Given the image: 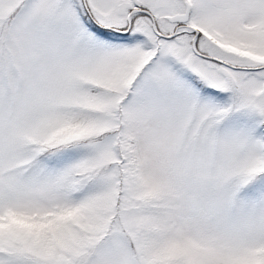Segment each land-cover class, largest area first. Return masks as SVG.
Instances as JSON below:
<instances>
[{
    "label": "snow or ice",
    "instance_id": "obj_1",
    "mask_svg": "<svg viewBox=\"0 0 264 264\" xmlns=\"http://www.w3.org/2000/svg\"><path fill=\"white\" fill-rule=\"evenodd\" d=\"M0 264H264V0H0Z\"/></svg>",
    "mask_w": 264,
    "mask_h": 264
}]
</instances>
